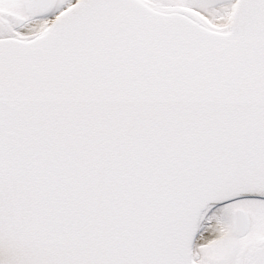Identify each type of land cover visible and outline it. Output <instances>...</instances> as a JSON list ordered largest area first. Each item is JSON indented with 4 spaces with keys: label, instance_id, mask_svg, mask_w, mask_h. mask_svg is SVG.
Returning <instances> with one entry per match:
<instances>
[{
    "label": "snow or ice",
    "instance_id": "snow-or-ice-1",
    "mask_svg": "<svg viewBox=\"0 0 264 264\" xmlns=\"http://www.w3.org/2000/svg\"><path fill=\"white\" fill-rule=\"evenodd\" d=\"M0 264H264V0H0Z\"/></svg>",
    "mask_w": 264,
    "mask_h": 264
}]
</instances>
